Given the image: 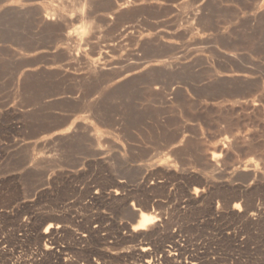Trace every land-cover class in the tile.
I'll use <instances>...</instances> for the list:
<instances>
[{"label":"rangeland","instance_id":"1","mask_svg":"<svg viewBox=\"0 0 264 264\" xmlns=\"http://www.w3.org/2000/svg\"><path fill=\"white\" fill-rule=\"evenodd\" d=\"M124 1L0 0V264H264V0Z\"/></svg>","mask_w":264,"mask_h":264},{"label":"bare ground","instance_id":"2","mask_svg":"<svg viewBox=\"0 0 264 264\" xmlns=\"http://www.w3.org/2000/svg\"><path fill=\"white\" fill-rule=\"evenodd\" d=\"M28 0H23V2H27ZM129 2V0H126V1H124V2H122V3H120V4H118L117 3V5L116 6H114V9H113V12L111 13V15L109 16V15H105V18H112V16H114V15H116L120 10H122L124 7H126V6H128V4H130V3H128ZM25 5V4H24ZM21 6V5H20ZM195 16V15H194ZM46 19H47V17H45ZM127 30L128 29H125V30H123V33H126L127 32ZM75 33H72V32H66L65 34H64V36H65V39L66 40H68V41H82L83 39H82V37H84L83 36V34H84V32L83 31H81V30H75L74 31ZM67 41V42H68ZM83 42V41H82ZM70 52V51H69ZM87 63H88V61H87ZM92 64V63H91ZM90 64V65H91ZM94 64V63H93ZM93 64L91 65L92 67H89V64L87 65L88 66V70L89 71H94L95 72V70L96 71H98V69H104V67L103 66H101V65H94L93 66ZM91 73V72H90ZM116 76H119L118 78H115L113 81H115V82H117V81H121L122 79L124 80V78H126L127 76H129V73H127V72H123V74H121V75H116ZM112 81V82H113ZM119 193V192H118ZM117 193V191L115 192V191H113L111 194L112 195H117L118 194ZM143 207V206H142ZM147 208V207H146ZM134 212L137 210L136 208H133L132 209ZM146 211H147V209H145ZM137 212V211H136ZM252 213V212H251ZM135 214V213H134ZM139 214V213H138ZM256 213H252L251 215H255ZM136 215V214H135ZM156 215V214H155ZM140 220H145V222H146V225H147V227H148V225H149V227H151L153 230L154 229H156L158 226H159V221L160 220H162L161 218H156V216H150V214H142L141 216H140ZM252 218V217H251ZM148 220H153V221H156L157 223H155V224H147V221ZM163 222H164V220H163ZM161 224V223H160ZM49 228V227H48ZM58 228V227H57ZM150 229V228H149ZM132 230V229H131ZM152 230V231H153ZM51 231V230H50ZM136 232V231H135ZM140 232V231H139ZM45 233H48V231L47 232H45ZM49 234V233H48ZM132 234V233H131ZM130 234V235H131ZM135 237H136V235H135ZM147 249V251H145ZM140 251H141V253L143 254V256H147L148 254H149V252H148V248H146V247H140ZM148 262V264H149V262L150 261H147ZM192 264H195V263H192Z\"/></svg>","mask_w":264,"mask_h":264},{"label":"clouds","instance_id":"3","mask_svg":"<svg viewBox=\"0 0 264 264\" xmlns=\"http://www.w3.org/2000/svg\"><path fill=\"white\" fill-rule=\"evenodd\" d=\"M235 207L236 208H240V205L236 204ZM155 223H157V222L153 221V220H148L147 221V224H155ZM146 227H147V225H146L145 220H141L136 225L133 226L132 231H137L138 232V231H141V230H145ZM44 231L47 232L48 228H45Z\"/></svg>","mask_w":264,"mask_h":264},{"label":"snow or ice","instance_id":"4","mask_svg":"<svg viewBox=\"0 0 264 264\" xmlns=\"http://www.w3.org/2000/svg\"><path fill=\"white\" fill-rule=\"evenodd\" d=\"M52 226L51 225H49V228H51ZM145 251H147V249L145 250ZM149 264H151V262H149Z\"/></svg>","mask_w":264,"mask_h":264}]
</instances>
